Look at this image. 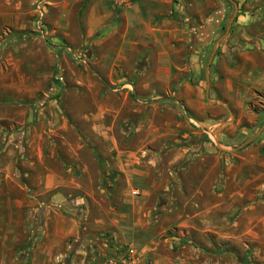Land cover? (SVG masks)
Here are the masks:
<instances>
[{
  "label": "rangeland",
  "instance_id": "374dc122",
  "mask_svg": "<svg viewBox=\"0 0 264 264\" xmlns=\"http://www.w3.org/2000/svg\"><path fill=\"white\" fill-rule=\"evenodd\" d=\"M96 1L0 0V264H31L37 202L82 195L83 167L106 176L103 263L264 264V0H163L118 62Z\"/></svg>",
  "mask_w": 264,
  "mask_h": 264
},
{
  "label": "crops",
  "instance_id": "0c3cea01",
  "mask_svg": "<svg viewBox=\"0 0 264 264\" xmlns=\"http://www.w3.org/2000/svg\"><path fill=\"white\" fill-rule=\"evenodd\" d=\"M163 11V0H133V5L125 9L116 8L112 0H97L92 6L90 16L88 15L89 28L94 30L102 25L104 29L102 28L100 32L105 34L103 39L105 43L109 36L115 35L119 30L121 31L122 39L114 43V46L118 48L116 49L114 60L118 62L125 58L126 47H132L137 44L130 37L131 33L136 28L138 30L142 26H145V28L149 26L153 16L162 14ZM258 72L264 77V71L258 70ZM91 150L95 149L92 148ZM93 152L95 153V151ZM97 154L100 157L101 153L99 151ZM97 160L95 161L96 163ZM87 169L83 167L76 179L72 177L75 179L73 180L72 188L75 191L82 192V195L72 199H63V194L55 193L49 201L37 202L40 213L30 217L40 222L39 232L35 233L34 231L32 240L27 242L31 245L27 258L30 259L31 264H69V259L73 257V253L76 250L77 254L84 256L82 264H108V259L103 263L105 258L111 253H115L113 249H109V244L107 243V246L106 242L115 241L118 236L114 234L113 240L109 239L108 241L103 236L101 231H103L102 229H104L106 222V213L93 191L97 189L104 192L106 176L101 171L96 170L87 173ZM86 177H88V180L91 179L90 190L92 193L88 192L85 185L82 184ZM107 179L111 180V178ZM42 184L43 188L48 191H53L63 186L62 180L55 172L47 175ZM145 203V201H140L139 204L132 206L131 213L134 218L135 215H151L155 206L146 207ZM76 205L80 208L78 210L83 213L81 218L72 212L73 216L69 215V213L67 215L63 213V206L73 209ZM93 209L98 212L96 216L92 213ZM126 216L127 214L119 212L112 223L116 226L118 224L116 221H121L122 217ZM81 223L84 224L83 227ZM120 225L121 223H119V227ZM148 249L150 248H144L141 250L142 252L137 251V253L142 256V253H145ZM153 250L150 249L149 251ZM150 257V264H154V257L151 254ZM170 261L169 263L173 264ZM72 264L76 263L73 261Z\"/></svg>",
  "mask_w": 264,
  "mask_h": 264
},
{
  "label": "built area",
  "instance_id": "2783aa9c",
  "mask_svg": "<svg viewBox=\"0 0 264 264\" xmlns=\"http://www.w3.org/2000/svg\"><path fill=\"white\" fill-rule=\"evenodd\" d=\"M38 11L41 12V9H40V3L38 4ZM143 157H145V153L143 154ZM149 163H151V161H149ZM137 261L135 258H133L132 260L130 261H127V260H121L120 263L114 261V260H110V262L108 264H136Z\"/></svg>",
  "mask_w": 264,
  "mask_h": 264
},
{
  "label": "trees",
  "instance_id": "16d2710c",
  "mask_svg": "<svg viewBox=\"0 0 264 264\" xmlns=\"http://www.w3.org/2000/svg\"><path fill=\"white\" fill-rule=\"evenodd\" d=\"M100 33H104V32H100Z\"/></svg>",
  "mask_w": 264,
  "mask_h": 264
}]
</instances>
